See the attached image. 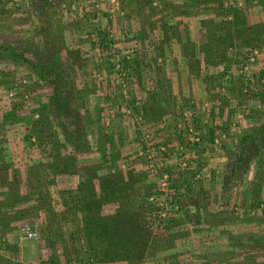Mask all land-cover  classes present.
I'll list each match as a JSON object with an SVG mask.
<instances>
[{
  "label": "rangeland",
  "instance_id": "obj_1",
  "mask_svg": "<svg viewBox=\"0 0 264 264\" xmlns=\"http://www.w3.org/2000/svg\"><path fill=\"white\" fill-rule=\"evenodd\" d=\"M260 125L264 0H0V264H264ZM108 173L147 247L86 230Z\"/></svg>",
  "mask_w": 264,
  "mask_h": 264
},
{
  "label": "trees",
  "instance_id": "obj_2",
  "mask_svg": "<svg viewBox=\"0 0 264 264\" xmlns=\"http://www.w3.org/2000/svg\"><path fill=\"white\" fill-rule=\"evenodd\" d=\"M190 45L194 47L192 42H190ZM4 48L7 49L8 52L12 54L15 58L21 56V60L30 64L33 68H36L38 73L44 76V65L33 62L31 59L25 57L22 53H15L14 49L10 48L7 45H4ZM189 52L190 55L185 54V57L193 58V50L190 49ZM205 52L208 51L205 50ZM205 61L206 66L216 64L213 63V60L211 61L208 56L205 57ZM160 96V99L153 100V105L165 106V101L163 99L164 94L161 93ZM263 129V125L252 127L250 131L244 132L241 141L253 140L255 138V135ZM240 148H242L241 145ZM253 155H249V158H246V156L244 157L241 155V158L244 163H247V161ZM72 158L73 160H75L74 157ZM66 166L67 165H65V170H67ZM117 176L118 175L115 173H108L107 176L102 177V179H100V193L98 195H96L97 193L93 191L87 193L86 196H84V200L80 204V208L81 210L90 213L89 218L86 220L85 228L89 231V234H93L96 236L97 233L101 237L108 236L114 238L111 240L113 244L116 243L115 245L117 246H119V244H123L124 247L127 246V250L138 251L136 247H147V244L144 239V235L147 234V231H145V229L143 228L141 216L135 218L131 215H128L126 217L123 211L124 203L122 201L119 202L120 208L118 207L113 214L101 215L99 213L100 207L104 204L103 202L105 200L118 201L120 199L118 193L123 192V190L129 187V182H120L118 181ZM135 256H138V258L140 257L139 254H136Z\"/></svg>",
  "mask_w": 264,
  "mask_h": 264
},
{
  "label": "built area",
  "instance_id": "obj_3",
  "mask_svg": "<svg viewBox=\"0 0 264 264\" xmlns=\"http://www.w3.org/2000/svg\"><path fill=\"white\" fill-rule=\"evenodd\" d=\"M152 200L153 197H150ZM155 202V201H153ZM159 216V214L157 215ZM18 236L22 239H34L39 236V223L37 221H30L25 222L22 225H20L18 229ZM4 238L0 239V244L3 242ZM2 254V250L0 248V255Z\"/></svg>",
  "mask_w": 264,
  "mask_h": 264
},
{
  "label": "crops",
  "instance_id": "obj_4",
  "mask_svg": "<svg viewBox=\"0 0 264 264\" xmlns=\"http://www.w3.org/2000/svg\"><path fill=\"white\" fill-rule=\"evenodd\" d=\"M2 189L0 188V193L2 194V192L3 191H1ZM112 204V203H111ZM111 204H108V205H111ZM106 206H107V204H104L103 205V207H102V209L104 210V209H106ZM116 208V205H114L113 204V210H110V211H104L105 213H112L113 211H114V209ZM4 211H5V213L7 212V210L6 209H4ZM4 213V214H5ZM0 219H4V216H2Z\"/></svg>",
  "mask_w": 264,
  "mask_h": 264
}]
</instances>
